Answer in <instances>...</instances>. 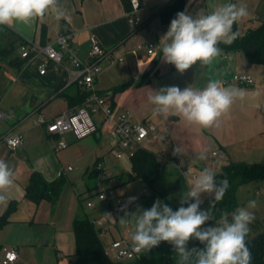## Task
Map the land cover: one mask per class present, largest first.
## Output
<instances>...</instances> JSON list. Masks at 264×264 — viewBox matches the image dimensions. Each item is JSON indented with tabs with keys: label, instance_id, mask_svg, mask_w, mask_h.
<instances>
[{
	"label": "crops",
	"instance_id": "0c3cea01",
	"mask_svg": "<svg viewBox=\"0 0 264 264\" xmlns=\"http://www.w3.org/2000/svg\"><path fill=\"white\" fill-rule=\"evenodd\" d=\"M140 1V10L133 15L139 25L129 22L128 0H59L66 18L56 19L49 13L30 25L5 26L32 48L49 43L56 46L54 39L62 24L71 30L70 44L83 61L90 35L95 34L106 55L94 88L107 95L115 113L126 112L133 123L147 127L148 135L140 147L158 154L163 168L153 187L141 178L131 179L130 158L116 157L117 137L100 111L92 113L96 132L82 139L71 132L49 135L45 131L40 115L50 119L79 105L85 97V90L73 80L75 68L69 59L49 64L44 74L39 73V61L44 59L41 54L26 58L19 68L9 64L10 57L0 61V111L6 113L0 120V160L15 174L7 199L0 201V215L13 203L7 221L0 226V247L17 246L18 257L9 264H67L76 251L73 221L78 214L86 213L94 220L105 248L122 236L131 242L138 208L149 209L156 200L179 208V198L204 168L217 172L228 162H264V64L250 62L241 50L221 49L211 65L202 67L198 62L184 73L171 69L163 60L160 41L171 21L163 22L159 15L171 0ZM229 2L247 5L249 15L236 23L240 35L245 33L241 22L250 23L257 16L264 19V0H183L180 12L207 14ZM150 42L154 44L151 55L146 52ZM17 55L19 47L11 56ZM239 74L250 75L254 84H240L236 80ZM210 79L245 90V97L237 99L213 126L203 128L177 116L153 115L154 106L148 100L152 90L166 86L202 89ZM14 133H21L24 140L10 150L4 137ZM60 140L67 146L55 150ZM176 148L181 154L173 161L167 155ZM217 149L224 150L223 158L212 157L211 152ZM201 152L206 153L205 160L198 158ZM35 171L47 182L60 180L50 198L37 202L25 196V186ZM99 191H106L107 198L97 200L94 196ZM115 194L136 198L118 216L110 204ZM207 195L202 194L201 199ZM82 196L95 199V207H87L88 212L80 208ZM126 222L130 225L127 231ZM110 258L112 263L143 264L140 257Z\"/></svg>",
	"mask_w": 264,
	"mask_h": 264
},
{
	"label": "clouds",
	"instance_id": "9594fccd",
	"mask_svg": "<svg viewBox=\"0 0 264 264\" xmlns=\"http://www.w3.org/2000/svg\"><path fill=\"white\" fill-rule=\"evenodd\" d=\"M49 13L56 19L66 18L59 0H0V26L30 25ZM248 15L246 4L231 2L202 15L178 12L160 39L164 62L173 65L179 73L198 62L202 67L211 65L221 54L219 45H231L237 39L238 32L233 31V25ZM244 97L245 90L225 87L222 80L210 79L202 89L166 86L152 90L148 100L154 106L155 116H177L189 125L208 128L228 113L237 99ZM173 154L180 155V148L174 149ZM198 158L205 160L207 155L201 152ZM217 175L207 167L201 170L189 182L175 211L160 200L149 209L138 208L130 236L132 250L146 253L161 242H168L179 257L178 264H251L246 237L255 219L250 211L255 209V201H249L246 207H238L231 214L224 212L215 226H206L213 216L209 209H201L202 194H210L212 203L219 202L229 188L228 179L217 182ZM14 181L13 170L0 160V201L7 199V191ZM129 199L131 202L136 198ZM193 238L204 247L189 249L187 245Z\"/></svg>",
	"mask_w": 264,
	"mask_h": 264
},
{
	"label": "trees",
	"instance_id": "16d2710c",
	"mask_svg": "<svg viewBox=\"0 0 264 264\" xmlns=\"http://www.w3.org/2000/svg\"><path fill=\"white\" fill-rule=\"evenodd\" d=\"M182 7L183 0H171L161 8L159 15L163 22H169L181 11ZM5 28L13 38L0 48V57L3 59L10 57L9 64L19 68L26 58H22L20 55H11L17 47L25 44V42L13 31ZM233 31L238 32L236 24L233 25ZM219 48L224 51L241 50L250 62L264 64V19L260 20L258 25L248 28L244 34L238 33L237 39L231 45L221 43ZM170 68L175 69L171 64ZM167 157L176 161L174 154L170 153ZM130 165L131 179L141 178L151 187L155 186L162 177L163 168L158 154L146 148L138 147L136 149L134 155L130 157ZM216 173L218 174L217 182L227 178L229 188L219 202L212 203L213 198L210 194L202 199L201 209H209L213 216V220L208 221L206 226L215 225L224 212L231 214L236 210V191L239 185L249 181L260 182L264 180V162H228ZM59 187L60 180L47 182L40 173L35 171L31 173L30 180L25 186V196L37 202L41 198H50ZM12 208L13 203L11 202L5 212L0 215V226L7 221ZM172 209L175 211L178 207H172ZM252 212L255 219L249 225L250 231L246 237V245L252 255L251 264H264V217H260L255 211ZM73 233L76 251L69 257L67 264H113L100 239L99 231L88 214L75 216ZM190 242L189 249L204 247L194 238ZM158 255L160 257L157 259ZM178 260V255L168 242H161L159 246L140 254V262L143 264H178Z\"/></svg>",
	"mask_w": 264,
	"mask_h": 264
},
{
	"label": "built area",
	"instance_id": "2783aa9c",
	"mask_svg": "<svg viewBox=\"0 0 264 264\" xmlns=\"http://www.w3.org/2000/svg\"><path fill=\"white\" fill-rule=\"evenodd\" d=\"M129 22L134 25H139V21L133 15L140 10V0H128ZM72 32L70 29L61 24L59 31L54 39V43H49L42 47L30 48L27 44L19 47L20 56L22 58H31L37 54L44 56L43 60L39 61V73L44 74L47 66L51 63L60 64L64 58L69 59L72 66L75 68L73 80L81 86L86 94L83 101L69 110L62 112L50 119H46L43 115L39 116V123L45 126V131L49 135L71 132L76 139H82L96 132L97 126L92 117L93 112L100 111L105 116L106 123L112 128L117 137L116 157L120 158L124 155L132 157L142 141L148 135V129L143 123H133L130 116L126 112L115 113V108L111 104L107 95L99 93L94 88V81L101 71V60L106 55V50L102 47L95 34L90 35L89 50L87 59L83 61L78 57V50L70 44ZM154 51V44L148 43L146 52L151 55ZM122 58H118L121 60ZM236 80L243 85H253L254 80L248 74H239ZM6 113L0 111V120L5 117ZM23 135L21 133L9 134L4 137V142L10 150H15L23 143ZM66 141L60 140L55 150L65 148ZM214 159L223 158L225 152L223 149H217L211 152ZM71 169V167H68ZM255 195L264 196V187H259L254 191ZM97 200L107 198L106 191H99L94 196ZM112 213L115 216L125 213L132 204L130 199H125L120 194H115L110 198ZM86 206L88 208L95 207V199H87ZM94 222V220H93ZM128 222L124 224V229L129 230ZM1 262L9 264L14 262L18 257L17 246L2 245ZM106 253L110 257L117 259H135L139 258L141 253H136L132 250L131 242L127 236H122L119 239L113 240L109 247L106 248Z\"/></svg>",
	"mask_w": 264,
	"mask_h": 264
},
{
	"label": "rangeland",
	"instance_id": "374dc122",
	"mask_svg": "<svg viewBox=\"0 0 264 264\" xmlns=\"http://www.w3.org/2000/svg\"><path fill=\"white\" fill-rule=\"evenodd\" d=\"M258 18H262V17L257 16L255 19H252L250 23L248 22V20H245L241 22L240 27L245 28V31H246L248 28L258 25L259 20H260ZM12 38L13 37L11 33L5 27L0 26V48H2L5 45V43ZM2 60L4 59L0 57V61ZM259 187H264V180L258 183L249 181V182L239 185L236 191V200H237L236 209L238 207H246L249 201H255L256 207L255 209H250V211H255L260 217H264V196L255 195L254 193L255 189ZM84 197L85 196H82L80 208L82 212L84 210L88 212V208L86 206V199ZM133 205H134V208L137 207L136 203H134ZM210 226H215V225H210ZM190 245H191V242L189 241L187 247L189 248ZM159 257L160 256L158 255L157 259ZM113 263L118 264V262L116 263L114 261Z\"/></svg>",
	"mask_w": 264,
	"mask_h": 264
}]
</instances>
